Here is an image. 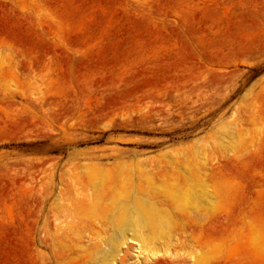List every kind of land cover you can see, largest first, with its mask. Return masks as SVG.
<instances>
[{
	"label": "rangeland",
	"instance_id": "obj_1",
	"mask_svg": "<svg viewBox=\"0 0 264 264\" xmlns=\"http://www.w3.org/2000/svg\"><path fill=\"white\" fill-rule=\"evenodd\" d=\"M224 125L238 139L220 148ZM196 148L243 165L209 179L221 226L190 233L202 264L214 251L215 264H264V0H0V264H53L50 246H37L43 262L33 243L77 194L135 190L179 214L159 190L181 179L154 161ZM143 159L153 168L141 179L126 166ZM171 241L160 264H191ZM133 246L116 264H144Z\"/></svg>",
	"mask_w": 264,
	"mask_h": 264
},
{
	"label": "bare ground",
	"instance_id": "obj_2",
	"mask_svg": "<svg viewBox=\"0 0 264 264\" xmlns=\"http://www.w3.org/2000/svg\"><path fill=\"white\" fill-rule=\"evenodd\" d=\"M229 130H231L230 133H228ZM229 139H238L236 131L234 127L224 125L222 126L221 132H219L218 136L213 138L212 141L214 144H219L221 146L220 148H224V146H230L231 142ZM199 141L197 140V143L195 142L196 145H199ZM206 142L205 145H208V141ZM202 152L203 151L200 152V150L196 148L195 154L193 155L186 154L181 157L179 156L180 158L177 157V155H165V161L159 159L158 161H154L156 159H152L155 162L154 167L161 170L160 173L169 169L178 177L177 180L181 179V184L176 183L177 185L175 184L176 186L174 187L170 186L168 188L167 186L162 187L161 189L163 190H159L163 194L159 198H161L163 202L167 199L172 200L174 209L177 210L179 214L177 213V215L172 217L170 212L166 211V208L164 207V209L160 204L157 205L156 202L144 203L143 195L135 190H131L132 192L130 191L131 193H128L126 189H118L105 199L101 197L103 194L102 190H100L101 192H97L94 196L89 194L91 198L87 199L81 197L84 195L80 196L75 193L76 196L71 202L68 204L65 203L67 205L63 203V205L66 206L64 210L65 219H62L63 217H60V213H57L53 218L54 223L52 229H48L46 226L42 225L41 233L43 234V238L38 240V245L33 243V249L36 252L35 256L43 261V257L45 256L42 255L37 246L42 247V245H48L52 251L53 258L51 259L53 260V264H74L73 260L74 257H76L74 255L80 257L84 264H116L120 262L118 258L124 251L123 247L128 242H132L137 253V259H140L139 256H142L144 264H160L170 254L169 248L171 247L169 246H172L170 244L172 239H169V242L164 240V232L171 222H178L181 235L178 237L176 236L171 242L180 247L179 250L183 252V255L191 258V264H202L206 255L201 246L202 242L198 241V238L191 237L190 233L196 231L203 237L209 235L215 236V234L219 233L221 226V217L213 210L214 207L212 205L214 204V200H216V192L213 191L209 179L211 175L216 172H221L228 168L238 170L243 166L242 162L240 160L238 161L237 158L230 160L228 163L221 164L219 162L220 156L208 158ZM254 153H252L251 156H253ZM145 159H147V157ZM151 165H153L152 162ZM81 168L87 173H95L97 171L104 173L108 172V169L104 166L103 168H99L97 165H82ZM124 168L125 166L123 165L119 167L120 173ZM151 168H153V166L150 167L144 159L143 161L136 160V164L126 166V169H128L131 174L141 179L146 177L150 172L152 173ZM168 172H166V174H168ZM172 173L170 174L172 175ZM174 174L173 176L175 177ZM172 183L173 181L171 184ZM101 185L100 183H92L91 187H89L91 190H94L101 187ZM140 186L141 185H139V187ZM83 192L84 191H82L81 194ZM107 192L111 191L109 190ZM156 194H159L158 191ZM55 196H57V198L59 197V189L58 194ZM120 197L124 199L117 200ZM56 200L58 202V199ZM102 200L108 204L101 206ZM166 202L169 201H165L164 203ZM209 212L210 214H208ZM174 225L175 227L173 226V230L177 229L176 223ZM98 227L101 231L103 228L106 232H109L110 237L105 238L104 234L107 235V233L103 230V238L98 232L100 230H97ZM33 237L31 236V238ZM96 237L99 239V242H97ZM167 238L168 237H165V239ZM158 242L160 243L159 245H157ZM97 243L99 244L97 245ZM172 248L175 249L174 245ZM177 255L179 254L177 253ZM212 256L214 260L213 263H217L218 257L215 251L212 253ZM43 262H45V260Z\"/></svg>",
	"mask_w": 264,
	"mask_h": 264
}]
</instances>
